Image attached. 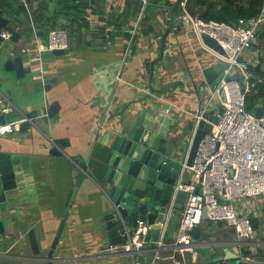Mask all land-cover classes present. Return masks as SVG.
<instances>
[{
  "label": "crops",
  "instance_id": "1",
  "mask_svg": "<svg viewBox=\"0 0 264 264\" xmlns=\"http://www.w3.org/2000/svg\"><path fill=\"white\" fill-rule=\"evenodd\" d=\"M37 1L39 8L33 13V24L18 6L4 9L11 25L22 33L26 29L28 36L18 45L4 40L3 46L14 47L18 50L15 54L29 49L23 53L24 67L32 70L33 77L26 75L16 80L13 73H3L0 64L1 77L10 78L18 86L15 94L0 86L1 114L6 123L26 116L35 119L36 126L0 136V154L11 160L17 185L16 191L6 193L7 202L1 205L0 252L6 254L0 257V264H29L34 259L27 239L30 230L39 244V258L45 257L71 197L73 169L82 171L83 165L86 172L55 251L58 264H150L152 253L148 248L141 260L133 261L120 249L122 244L110 245L98 232V221L109 208L96 173L103 158L109 113L122 111L130 100L146 92L149 84L155 87L161 82L163 90L172 93L157 112L151 109L149 114L156 118L154 126L159 118V129L166 126L170 132L184 115L191 117L210 99L203 72L214 67L223 69V65L200 48L193 34L180 27L178 6L170 12L177 0ZM72 5L77 6L76 11L69 10ZM150 25L153 34L141 38L139 34ZM137 26L134 40L114 35L116 31H133ZM53 28L67 30L69 49L63 55L42 53L38 57L36 48L47 42L46 30ZM167 31L163 58L154 65L150 80V64L159 59L161 37ZM245 55L254 58L255 54L250 51ZM162 75L165 82L161 81ZM45 79L53 81L47 91L42 85ZM181 80H185L184 91ZM201 83L205 89H198ZM213 102L219 104V99ZM54 103L58 105L57 118L44 123L40 118L46 104ZM57 140H62L63 146L57 145ZM52 149L60 156L52 155ZM238 205L242 214L248 213L256 223L253 241L240 244L234 231L223 223L206 221L202 230L214 239L208 244L213 252L196 256L174 254L164 248L158 252L156 264H201L226 254L238 256L240 262L264 264L259 258L243 257L245 250L255 255L258 249H264V196ZM179 218L180 212L170 222L165 244L173 241Z\"/></svg>",
  "mask_w": 264,
  "mask_h": 264
},
{
  "label": "water",
  "instance_id": "2",
  "mask_svg": "<svg viewBox=\"0 0 264 264\" xmlns=\"http://www.w3.org/2000/svg\"><path fill=\"white\" fill-rule=\"evenodd\" d=\"M180 1L177 0L171 7V13ZM145 9L146 6L143 9V14ZM49 30L47 29L46 32L48 33ZM138 30L139 26L133 31H116L114 35L134 40ZM2 31L10 35L8 40L15 45L20 44L21 39L23 41L27 40L28 31L24 29L22 33L16 30L11 25L10 19L4 15L3 9L0 8V33ZM151 34H153V27L150 25L139 36L143 38ZM167 36L168 31L161 37L159 59L150 64V80L154 74V65L163 58ZM203 41L215 51L222 52L215 41L206 37ZM3 43L4 40L0 36V64H3V73H13L16 80L23 79L26 75L33 77L32 70L24 67L23 53L29 49H22L21 54H15L18 50L12 46L5 47ZM64 53V50L51 52L53 55H63ZM238 62H241V59ZM222 75L221 67H214L203 72L206 83H208L207 88L211 93L219 84ZM164 78V75H162V82H165ZM233 78L238 79V74L234 75ZM52 82L48 79L42 81L44 91L48 90V85ZM179 83L181 84V90L184 91L185 80H181ZM0 86L4 87L9 94H15L18 89V86L6 76L1 77ZM201 88H206L204 83L199 85L198 89ZM170 93L172 91L163 90L161 82L155 87L149 84L147 91L130 100L122 111L109 113L104 135L103 158L97 167L96 173L100 176L98 186L109 203V208L98 221V232L105 237V241L107 240L110 245L124 244L131 237V229L137 221H140L146 224L149 230L145 238V247L149 250L157 248L160 232L166 214L169 212V203L172 200L181 169L184 164L187 167L192 166L199 143L205 135L212 131L213 126L219 120V116L223 113L224 95L222 90L219 89L214 97L219 99V104H215L213 98L208 111L200 114L201 107H199L195 113H191V117L186 118L184 115L178 120L172 131L169 132L166 126L159 129V118L154 126L153 121L156 118L151 116L149 111L152 109L157 112L159 105L164 103L166 96ZM196 95L199 96L198 92H196ZM1 108L0 105V123H5ZM57 109L58 105L55 103L52 105L46 104L44 115L40 120L48 123L49 120L56 119ZM261 110V108L257 109L254 114L255 117L260 116ZM197 116H199V119H197ZM181 124L182 128L179 127ZM28 126H30L28 123H23L19 125V129L24 131ZM33 126H36L35 119H33ZM55 143L63 146L64 142L57 140ZM51 154L60 156L61 153L56 149H52ZM81 169L82 171L77 168L73 169L75 182L71 197L49 246V251L44 258H39L41 252L34 232L30 230L27 233V239L34 257L29 264L59 263L55 259V251L62 238L69 208L78 187L83 181L84 172H86L84 165ZM93 179L97 182L96 177H93ZM15 180L11 160L7 155L0 154V233H3L1 205L7 202L6 193L17 190ZM185 198L186 194L184 192H177L170 222L175 221L176 214L183 209ZM206 221L207 210L204 209L201 223L189 233L192 242L198 245L194 248L196 256L214 251L208 245L214 239L206 236L203 231L206 228ZM142 258L141 255L132 257L133 261H139ZM223 261L228 262V264L239 263L238 256L226 254L224 257L203 261L201 264H218Z\"/></svg>",
  "mask_w": 264,
  "mask_h": 264
},
{
  "label": "built area",
  "instance_id": "3",
  "mask_svg": "<svg viewBox=\"0 0 264 264\" xmlns=\"http://www.w3.org/2000/svg\"><path fill=\"white\" fill-rule=\"evenodd\" d=\"M186 1L181 0L178 3L180 27L193 34L200 48L223 65L222 78L210 99L201 107L200 114L210 109L211 101L219 89L224 95L223 113L212 131L199 143L192 166L187 167L184 164L181 169L157 248L150 251V264L157 263L160 259L158 252L164 248L173 250L174 254L194 253L189 233L201 223L204 209L207 210V222L223 223L234 231L238 243L253 241L256 230L252 219L248 213L242 214L238 204L264 196V107H259L262 110L258 118L254 115L257 110L252 114L247 109L246 95L250 86L248 67L254 65L255 58H247L245 55L254 44L257 31L264 26V0L255 17L239 19L233 24L205 21L198 16H192L186 10ZM19 3L33 24V13L38 10L39 2L19 0ZM0 36L3 40L10 37L5 31ZM205 37L215 41L222 52L206 45L203 41ZM68 49L67 30L53 28L47 33V42L39 45L36 53L40 57L42 53ZM239 59L241 62H238ZM236 74L238 79L233 78ZM23 123L33 126V119L23 116L10 123H0V136L13 133ZM187 172L192 177L190 183L185 180ZM178 191L184 192L186 198L174 239L165 244L164 239L169 231L170 215ZM148 233L147 225L137 221L131 229V237L120 249L131 257L141 255L146 251L145 238ZM4 254L6 253L0 252V257ZM173 258L174 256L171 257Z\"/></svg>",
  "mask_w": 264,
  "mask_h": 264
},
{
  "label": "trees",
  "instance_id": "4",
  "mask_svg": "<svg viewBox=\"0 0 264 264\" xmlns=\"http://www.w3.org/2000/svg\"><path fill=\"white\" fill-rule=\"evenodd\" d=\"M262 1L263 0H187L186 10L190 15L198 16L205 21L233 24L239 19H250L255 17L260 11ZM18 2L19 0H1L0 8L4 11V9H9L16 5L20 10L24 11L23 6ZM76 7L77 6L72 5L70 9L67 8L71 11H76ZM258 42L261 43L262 47L264 46V26L257 31L255 42L250 50L255 54V63L248 67V72L250 74L248 83L250 86L246 95V104L249 112H255L260 106L264 107V53L262 54L261 46L257 45ZM252 223L253 227L256 228V223L253 221ZM243 257H256L264 260V249H258L255 255L245 250L243 252ZM218 264H228V262ZM238 264L252 263L239 261Z\"/></svg>",
  "mask_w": 264,
  "mask_h": 264
},
{
  "label": "rangeland",
  "instance_id": "5",
  "mask_svg": "<svg viewBox=\"0 0 264 264\" xmlns=\"http://www.w3.org/2000/svg\"><path fill=\"white\" fill-rule=\"evenodd\" d=\"M241 1V0H240ZM257 45H260L261 46V50H262V54L264 53V46L262 47L261 43L258 42ZM261 55V54H260ZM253 56V55H252ZM252 114H254V112H251ZM191 174L189 172L186 173V177H185V180L187 183H190L192 182V177L190 176ZM178 214V213H177ZM176 214V215H177Z\"/></svg>",
  "mask_w": 264,
  "mask_h": 264
}]
</instances>
